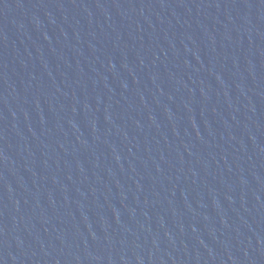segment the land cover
<instances>
[{
  "label": "water",
  "instance_id": "obj_1",
  "mask_svg": "<svg viewBox=\"0 0 264 264\" xmlns=\"http://www.w3.org/2000/svg\"><path fill=\"white\" fill-rule=\"evenodd\" d=\"M0 264H264V0H0Z\"/></svg>",
  "mask_w": 264,
  "mask_h": 264
}]
</instances>
